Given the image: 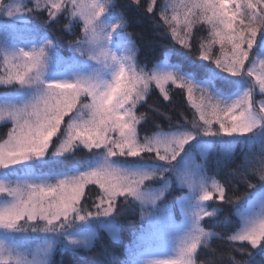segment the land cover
<instances>
[{
  "label": "snow or ice",
  "instance_id": "obj_1",
  "mask_svg": "<svg viewBox=\"0 0 264 264\" xmlns=\"http://www.w3.org/2000/svg\"><path fill=\"white\" fill-rule=\"evenodd\" d=\"M131 2L141 6L140 0ZM157 4L158 0H148L146 12L153 13ZM40 12L47 13L49 25L63 16L67 20L63 27L70 35L75 36L74 25H82L81 34L68 45L95 67L74 79L48 78L49 51L57 40L50 34L30 47L0 45L5 69L0 87L28 92L19 102L0 103V123L11 124L7 138L0 139V172L5 174L0 178V228L19 231L34 225L55 232L73 217L83 220L114 213L123 206L119 197L155 205L172 186L175 173L176 182L186 189L176 200L190 226L174 255L150 264H197L198 249L208 247L213 236L221 237L202 222L223 213L225 205L242 217L238 230L226 239L232 251L245 258L230 255L231 264H251L252 257L264 255V0H165L160 4V20L179 45L175 50L194 57L183 72L179 66L145 71L137 65V46L115 0H34L32 7L25 0L0 3V13L8 17ZM197 25L206 26V36L194 37ZM114 42L122 49L119 55ZM153 84L165 100L169 84L186 90L193 118L175 130L157 125L153 135L141 137L137 126L145 116L136 114V106ZM257 143L255 164L248 158ZM238 145L244 146L242 179L253 193L247 214L237 203L243 197L229 195L223 183L206 173L207 160L217 146L221 164L232 159ZM81 147L88 150L81 165L88 170L45 171L46 166L63 164L66 155ZM120 157L140 160L121 161ZM196 157L200 162H195ZM181 162L183 168H178ZM125 163L133 166L123 167ZM249 173L258 177L256 183L248 179ZM156 181L162 187L153 188ZM92 183L102 190L95 212L81 203L85 186ZM49 247L29 257L0 241V264H46Z\"/></svg>",
  "mask_w": 264,
  "mask_h": 264
},
{
  "label": "trees",
  "instance_id": "obj_2",
  "mask_svg": "<svg viewBox=\"0 0 264 264\" xmlns=\"http://www.w3.org/2000/svg\"><path fill=\"white\" fill-rule=\"evenodd\" d=\"M164 2L165 0H158L154 12L147 13L145 9L148 0H140V7H137L131 0H115L117 9L122 11L127 17V31L132 34L131 39L137 46V65H144L146 71L160 64H164L170 69L179 66L183 72L185 69L191 67L194 57L185 52L175 50L179 45L171 38L170 32L166 31L167 26L164 25L159 16V5ZM26 18L34 25H38L41 28L40 30L46 34L57 38L54 49L62 55H68L71 51L68 41L75 39L76 36L81 34L79 25L76 24L74 25L75 36L70 35L63 27L67 23V20L63 16H61L59 23L51 25L47 23L46 12H40L35 16H26ZM198 28L200 29L199 32H197ZM193 34L194 37L197 35L206 36V26H195ZM165 52L169 53L167 57H165ZM168 88V100L163 98V94L160 93L158 88L152 86L145 100L137 105L136 114L139 116L143 113L145 116V119L137 126L141 137L155 133L157 125L165 131L169 130L170 126L172 130H175L177 126L183 125L185 119L191 120L193 118L194 110L187 101L186 90L179 89L171 84L168 85ZM256 99L259 101L261 97L257 95ZM7 131V125L0 123V139L6 137ZM53 142H56L55 137L53 138ZM243 147L238 145L231 160L227 163L218 164L217 160L220 157L219 147L217 146L206 163V173L209 177H214L223 183L229 195L243 197L241 201L237 202L240 209H243L247 205L248 199L253 194L252 190L247 188L242 179L246 171V164L242 153ZM87 153L88 150L81 147L74 155H66L63 159V164L46 166L45 171H48L49 168L67 170L72 167H81L83 162L87 160ZM257 154V151L253 148V153L248 159L258 164V161L255 160ZM139 160V157H126L123 161ZM126 164L133 166L130 163ZM84 168L81 167V170ZM248 179L252 183H256L258 177L249 173ZM171 192L172 190L166 195L173 196L174 193H179L180 190ZM245 193L249 195L244 197ZM99 195L100 190L95 185H86L85 195L81 201L82 205H86L87 210L93 212L94 204L98 203L97 197ZM118 203L123 204V206L118 207L114 213L109 215V219L117 227V239L111 238L103 227L97 226L91 238L85 241L88 243L77 246L67 245L57 247L52 253L48 264H125L127 255L125 247L132 236L139 230L142 222L139 207L130 197L126 202L123 197H119ZM213 206L214 203L210 202L209 207ZM225 217L228 218L229 222H225ZM202 223L204 227L221 233V237L213 236L208 241V247L198 249L197 264H231L230 255L235 256L236 259L245 258L239 252H233L226 239L227 235L238 230L240 226V220L232 206L225 205L223 213ZM251 264H264V255L252 257Z\"/></svg>",
  "mask_w": 264,
  "mask_h": 264
},
{
  "label": "rangeland",
  "instance_id": "obj_3",
  "mask_svg": "<svg viewBox=\"0 0 264 264\" xmlns=\"http://www.w3.org/2000/svg\"><path fill=\"white\" fill-rule=\"evenodd\" d=\"M13 2L14 0H0V3L4 4H11ZM25 2L28 6L32 7L34 0H25ZM78 25L79 29L82 31V25ZM40 29L41 28H39L38 25L29 22L24 15L8 17L0 13V45H3L4 47L15 48L30 47L33 44L38 45L42 43V37L46 34ZM112 47L118 55L121 53L122 49L118 47L115 42ZM49 55L50 62L47 73L48 78L74 79L76 74L88 73L95 67V65L87 58L74 53L72 48L68 55L59 54L54 48L50 49ZM138 66L146 71L144 65ZM152 69L169 70L170 68L166 67L164 64H160L148 71H151ZM4 71L2 57H0V73H3ZM27 95L28 92L20 93L14 90L7 91L4 87H0V103L9 100L19 102L26 98ZM67 119L68 117H65V121H67ZM5 124L9 130L11 124ZM6 138L7 137L4 139ZM187 147L188 146H186V148ZM253 148L259 153V143L255 144ZM125 158L126 157H120V160L123 161ZM195 162H200V158L196 157ZM143 163L150 164L151 161H143ZM122 166L132 167L126 163L122 164ZM178 168H183V162H181ZM82 170L88 169L85 167ZM4 177L5 174L0 172V178ZM8 178H13V174H8ZM171 180L172 186L165 193V196L159 199L155 205L151 203L142 205L134 197H130L139 207L142 224L125 247L127 254L125 264H150V261L152 260L165 259L175 254V248L180 237L190 226V218L182 210L180 202L176 200L177 196H184L186 194V189H182L176 182L175 173L171 174ZM92 185H95L100 190L101 194L102 190L99 185L95 183H92ZM152 187L158 189L162 187V182L156 181L152 184ZM171 190V193L176 190H180V192L174 193L173 196L166 195ZM210 202H208V204ZM248 206L249 201L243 209H240V211L247 214L246 210ZM209 210L211 211L212 207H209ZM141 211L144 212V215H141ZM93 212H95V207ZM109 215H89L83 220L73 217L67 221L61 229L55 232L41 230L40 227L34 225H29L19 231H9L0 228V241H3L9 247L25 252L29 257H31L37 249L50 246L46 257V264H48L52 253L57 247L67 245L77 246L88 243L85 241H88L91 238L92 234L96 231L97 226L103 227L111 238L117 239V227L115 223L109 219ZM236 215L241 224V215ZM34 228L35 230H33Z\"/></svg>",
  "mask_w": 264,
  "mask_h": 264
}]
</instances>
